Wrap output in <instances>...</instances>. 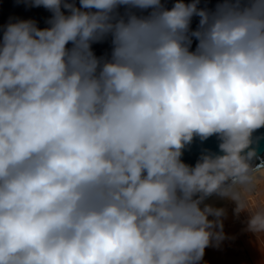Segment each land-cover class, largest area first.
I'll return each mask as SVG.
<instances>
[{
	"label": "clouds",
	"instance_id": "1",
	"mask_svg": "<svg viewBox=\"0 0 264 264\" xmlns=\"http://www.w3.org/2000/svg\"><path fill=\"white\" fill-rule=\"evenodd\" d=\"M31 3L50 27L0 38V264H201L225 238L213 195L264 234V0ZM213 136L219 153L183 162Z\"/></svg>",
	"mask_w": 264,
	"mask_h": 264
},
{
	"label": "water",
	"instance_id": "2",
	"mask_svg": "<svg viewBox=\"0 0 264 264\" xmlns=\"http://www.w3.org/2000/svg\"><path fill=\"white\" fill-rule=\"evenodd\" d=\"M69 2H75L76 6L79 7V0H69ZM186 3L191 0H185ZM218 0H200L198 7L214 9ZM164 6L168 9L173 7L175 0H162ZM67 14L66 9H62ZM137 14L147 15L148 11L140 12ZM118 12L123 15L126 12V8L121 6ZM52 12L43 6H33L31 0H0V38H2L3 31L8 23L17 22L20 20H33L37 27L43 29L50 27L48 21L52 17ZM199 24V17L194 16L191 22V29L196 30ZM197 41L193 39L192 50L195 49ZM71 45H69L70 47ZM92 50L98 58H109L111 55L112 45L111 37L104 39L101 42L93 43ZM254 137H261L259 141L252 145L256 148L258 159L253 161L254 166L264 167V128L257 130L254 133ZM219 141L213 136L206 141H200L199 138H194L193 142L186 146L183 150L181 159L184 163L194 166L199 160L202 154L206 151L212 153H219ZM211 197V196H210ZM208 197V198H210ZM207 198V199H208Z\"/></svg>",
	"mask_w": 264,
	"mask_h": 264
},
{
	"label": "crops",
	"instance_id": "3",
	"mask_svg": "<svg viewBox=\"0 0 264 264\" xmlns=\"http://www.w3.org/2000/svg\"><path fill=\"white\" fill-rule=\"evenodd\" d=\"M260 184H264V181ZM249 204L254 207V204ZM233 213L234 218L231 221L226 217L222 218L225 238L219 246L205 249L201 264H264V234L257 236L246 230L247 212L246 216L243 212Z\"/></svg>",
	"mask_w": 264,
	"mask_h": 264
},
{
	"label": "rangeland",
	"instance_id": "4",
	"mask_svg": "<svg viewBox=\"0 0 264 264\" xmlns=\"http://www.w3.org/2000/svg\"><path fill=\"white\" fill-rule=\"evenodd\" d=\"M262 181H264V179L260 180L257 183L260 184V183H262ZM257 188L259 190V196L257 198H254V200H249V202L251 204H254V207L257 204L264 203V184L258 185ZM224 205L225 206H222L220 204L217 207L218 208H224L226 210V215L224 217H226L229 221H231V219L234 218L233 211L235 212L236 204L233 201H230L228 204L226 203ZM243 215L246 216L245 212H243ZM209 219H213V217H209Z\"/></svg>",
	"mask_w": 264,
	"mask_h": 264
},
{
	"label": "bare ground",
	"instance_id": "5",
	"mask_svg": "<svg viewBox=\"0 0 264 264\" xmlns=\"http://www.w3.org/2000/svg\"><path fill=\"white\" fill-rule=\"evenodd\" d=\"M262 180V179H261ZM260 181V180H259ZM258 181V182H259ZM254 198H256V197H254L253 195H251L250 194V196H249V200H254ZM231 200L230 199H228V198H220V197H218V196H215V195H213V196H211L210 198H208V199H206L205 200V204H210V205H212V206H214V207H217L218 205H222V206H225L224 204H228L229 202H230Z\"/></svg>",
	"mask_w": 264,
	"mask_h": 264
},
{
	"label": "built area",
	"instance_id": "6",
	"mask_svg": "<svg viewBox=\"0 0 264 264\" xmlns=\"http://www.w3.org/2000/svg\"><path fill=\"white\" fill-rule=\"evenodd\" d=\"M251 195H253L254 197L257 198L259 196V190H258V188L256 189L255 192L251 193Z\"/></svg>",
	"mask_w": 264,
	"mask_h": 264
}]
</instances>
